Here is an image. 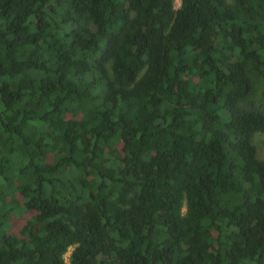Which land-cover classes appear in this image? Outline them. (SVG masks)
I'll return each instance as SVG.
<instances>
[{
    "label": "trees",
    "instance_id": "trees-1",
    "mask_svg": "<svg viewBox=\"0 0 264 264\" xmlns=\"http://www.w3.org/2000/svg\"><path fill=\"white\" fill-rule=\"evenodd\" d=\"M174 6L0 0V264H264V0Z\"/></svg>",
    "mask_w": 264,
    "mask_h": 264
},
{
    "label": "rangeland",
    "instance_id": "rangeland-1",
    "mask_svg": "<svg viewBox=\"0 0 264 264\" xmlns=\"http://www.w3.org/2000/svg\"><path fill=\"white\" fill-rule=\"evenodd\" d=\"M179 5V1L176 2L177 8ZM248 73L252 82V93L250 95V100L254 103V105H258L264 108V78L259 76L252 67L249 66ZM252 143L257 151V157L259 159H264V132L256 133L252 136ZM25 217V214H20L16 217H13L10 222L9 229L11 231H15L17 226L22 222V219ZM70 251L64 254V263L67 264V256Z\"/></svg>",
    "mask_w": 264,
    "mask_h": 264
},
{
    "label": "bare ground",
    "instance_id": "bare-ground-1",
    "mask_svg": "<svg viewBox=\"0 0 264 264\" xmlns=\"http://www.w3.org/2000/svg\"><path fill=\"white\" fill-rule=\"evenodd\" d=\"M177 1H179V0H175V2H177Z\"/></svg>",
    "mask_w": 264,
    "mask_h": 264
}]
</instances>
